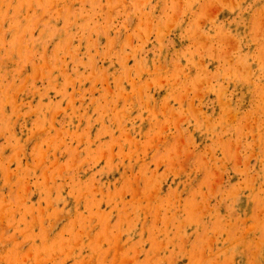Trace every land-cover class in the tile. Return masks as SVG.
<instances>
[{"label":"rangeland","instance_id":"374dc122","mask_svg":"<svg viewBox=\"0 0 264 264\" xmlns=\"http://www.w3.org/2000/svg\"><path fill=\"white\" fill-rule=\"evenodd\" d=\"M263 28L264 0H0V264H264Z\"/></svg>","mask_w":264,"mask_h":264},{"label":"bare ground","instance_id":"6f19581e","mask_svg":"<svg viewBox=\"0 0 264 264\" xmlns=\"http://www.w3.org/2000/svg\"><path fill=\"white\" fill-rule=\"evenodd\" d=\"M218 7V6H217ZM207 15V14H206ZM204 24V23H203ZM264 29V28H263ZM228 52V51H227ZM226 57V56H225ZM164 64V62H163ZM165 65V64H164ZM191 69V68H190ZM252 75V74H251ZM136 81V80H135ZM206 94V93H205ZM238 109V108H237ZM255 119V118H254ZM179 121V120H178ZM254 138V137H253ZM222 176V175H221ZM256 177V176H255ZM216 180V179H215Z\"/></svg>","mask_w":264,"mask_h":264}]
</instances>
